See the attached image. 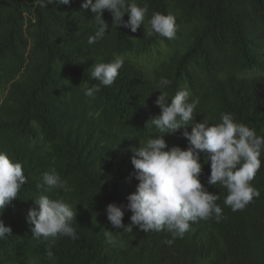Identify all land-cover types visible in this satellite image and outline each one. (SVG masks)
Returning <instances> with one entry per match:
<instances>
[{"label": "trees", "instance_id": "obj_1", "mask_svg": "<svg viewBox=\"0 0 264 264\" xmlns=\"http://www.w3.org/2000/svg\"><path fill=\"white\" fill-rule=\"evenodd\" d=\"M82 2L57 8L0 0V152L21 162L27 177L18 198L0 212L12 229L0 239V264H264V149L251 181L260 196L235 212L223 203L227 190L207 184L211 164L201 154V183L219 196L224 218L191 223L171 246L164 243L172 239L167 231L123 232L105 211L110 203L127 204L138 184L129 149L161 134L145 129L161 114L155 103L161 77L171 81L163 89L169 104L182 89L199 99L196 122L218 124L230 113L264 136V0H135L148 6L146 28L154 12L174 16L175 38L148 35L143 24L135 33L112 26L105 10L109 29L94 45L88 37L95 14ZM114 54L124 58L115 82L85 96L99 84L90 69L112 62ZM183 131L164 134L169 148L187 149ZM53 168L71 191L44 192L43 174ZM41 195L72 206L78 239L32 238L27 213ZM131 215L126 211L125 225ZM107 230L117 246L106 240ZM49 244L53 259L46 255Z\"/></svg>", "mask_w": 264, "mask_h": 264}, {"label": "clouds", "instance_id": "obj_2", "mask_svg": "<svg viewBox=\"0 0 264 264\" xmlns=\"http://www.w3.org/2000/svg\"><path fill=\"white\" fill-rule=\"evenodd\" d=\"M41 7L55 4L70 5L71 0H34ZM81 7L95 14L94 35L88 37V44L94 45L104 38L109 24L104 19L107 10L113 17V25L137 32L144 25L148 35L157 34L169 40L176 36V20L171 14L154 12L145 27L147 4L139 6L135 0H83ZM125 14L129 19L124 20ZM124 58L114 54L110 63H97L90 69L91 76L99 84L87 88L85 96L94 98L100 86H111L123 67ZM171 81L161 77L156 87L159 95L155 101L161 114L150 118L145 129L155 128L161 134L140 141L139 147H131V163L134 166V178L138 181L135 191L127 196V204L110 203L105 211L113 228L123 232L139 230L149 232L167 231L172 239L164 243L171 246L176 238H183L191 223L214 217L217 222L223 219L222 208L217 204L219 196L211 193L201 183L203 165L201 154H205L204 163L210 161L211 172L207 184H219L227 190L223 203L232 211L243 210L254 198L260 196L251 181L261 167V152L264 149V136L244 123L236 122L230 113H222L218 124H209L206 120L196 122L194 112L199 99H190L187 89L178 91L169 104V98L163 89ZM193 125L192 131L187 127ZM184 129L182 136L188 141L187 149L180 146L169 148L164 134L175 135ZM27 177L23 165L14 161L6 152H0V212L18 198ZM43 190L52 193L56 190L71 191L68 182L53 168L44 172ZM38 188L41 185H37ZM35 206L27 213V221L32 225V238L35 240H55L61 236L78 239L72 222L76 211L63 199L41 195L34 199ZM126 211L132 213L131 223L123 222ZM12 233L10 226L0 220V239ZM108 243L117 246L119 241L113 231H104ZM46 255L54 258L49 244Z\"/></svg>", "mask_w": 264, "mask_h": 264}]
</instances>
